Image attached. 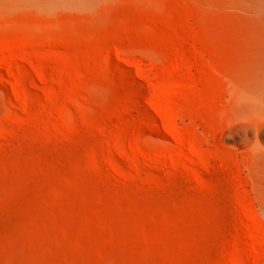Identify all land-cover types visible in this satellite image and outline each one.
Here are the masks:
<instances>
[{"label": "rangeland", "instance_id": "374dc122", "mask_svg": "<svg viewBox=\"0 0 264 264\" xmlns=\"http://www.w3.org/2000/svg\"><path fill=\"white\" fill-rule=\"evenodd\" d=\"M254 17L245 0H12L0 264H264L261 161L236 109Z\"/></svg>", "mask_w": 264, "mask_h": 264}, {"label": "bare ground", "instance_id": "6f19581e", "mask_svg": "<svg viewBox=\"0 0 264 264\" xmlns=\"http://www.w3.org/2000/svg\"><path fill=\"white\" fill-rule=\"evenodd\" d=\"M100 1L40 0L46 8H86L92 3H99ZM245 1L257 18L264 39V0ZM11 2L12 0H0V20L5 25L9 21ZM258 48L263 50L259 53L258 59L243 75L237 92L236 109L237 115L244 126V130H242L244 140L252 147L257 158L261 161V173L264 179V43H261Z\"/></svg>", "mask_w": 264, "mask_h": 264}]
</instances>
